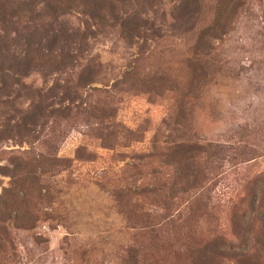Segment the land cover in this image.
<instances>
[{
  "label": "rangeland",
  "instance_id": "rangeland-1",
  "mask_svg": "<svg viewBox=\"0 0 264 264\" xmlns=\"http://www.w3.org/2000/svg\"><path fill=\"white\" fill-rule=\"evenodd\" d=\"M136 2L142 37L75 1L60 21L91 31L87 51L0 76V264H264V0H203L182 27L175 1ZM228 2L218 38L195 49ZM56 84L79 100L32 119Z\"/></svg>",
  "mask_w": 264,
  "mask_h": 264
},
{
  "label": "trees",
  "instance_id": "trees-1",
  "mask_svg": "<svg viewBox=\"0 0 264 264\" xmlns=\"http://www.w3.org/2000/svg\"><path fill=\"white\" fill-rule=\"evenodd\" d=\"M75 1L85 8L89 20L96 21L100 28L117 26L130 40L134 37H142L146 30H152L151 26L146 27L148 19L142 16V12L146 13V11L136 10L138 9L136 0H0V76L3 85H8L4 71L25 75L32 69H38L45 70L49 74L72 66L75 58L87 51V41L92 37L89 35L91 31L81 32L80 29H71L65 22L60 21ZM173 1L176 2L175 12L171 17L173 27L186 26L189 22L197 20L203 0ZM229 2L224 4L223 8H218L211 21L201 28L195 40V49L204 47L208 38H218L217 32H220L225 20ZM147 9L151 10L150 7ZM4 62H7V65ZM93 72L89 66L84 70L81 69L77 75V87L92 83ZM62 88L56 84L55 87L48 88L44 94L38 93L37 106L40 107L37 108L38 112H32L31 118H37L47 109L65 118L71 110L70 105H74L80 96L74 92L76 90L72 93L70 87ZM57 89H61L62 92L59 93ZM55 105L59 110L56 111ZM88 107L90 108V105ZM88 107L83 108L84 113H90ZM106 112L103 116L109 114ZM47 164L48 160L39 156L34 163L17 165L21 180L25 181L35 166L44 169Z\"/></svg>",
  "mask_w": 264,
  "mask_h": 264
}]
</instances>
